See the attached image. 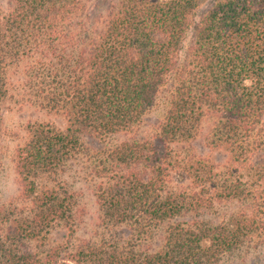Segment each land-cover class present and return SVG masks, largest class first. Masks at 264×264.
Wrapping results in <instances>:
<instances>
[{
    "label": "trees",
    "instance_id": "1",
    "mask_svg": "<svg viewBox=\"0 0 264 264\" xmlns=\"http://www.w3.org/2000/svg\"><path fill=\"white\" fill-rule=\"evenodd\" d=\"M204 2H0V155L13 104L64 120L24 127L0 264H228L264 246V0Z\"/></svg>",
    "mask_w": 264,
    "mask_h": 264
},
{
    "label": "rangeland",
    "instance_id": "2",
    "mask_svg": "<svg viewBox=\"0 0 264 264\" xmlns=\"http://www.w3.org/2000/svg\"><path fill=\"white\" fill-rule=\"evenodd\" d=\"M212 0H205L204 4L201 5L199 13L204 11ZM5 6L7 0H0ZM192 30L188 33L181 51V58H184L186 50L189 47L193 34ZM157 110L151 111L146 116L145 125L149 127L156 123L159 118ZM30 120H50L54 121L57 125L63 127L64 120L60 117L48 116L45 113L35 110V108L29 105L20 106L12 105L11 108L5 111L4 114V127L7 132L5 140L2 143V154L1 157V168H0V199L4 200L12 196L17 190V175L15 172V165L13 156L15 148L18 143L22 141L24 137V127ZM200 143V142H199ZM199 150L210 154L212 158L217 161L223 160L225 155L218 151H210L203 146H198ZM77 191L81 194V204L86 209L85 211V226H90L96 221L97 216V205L93 196V189L90 183H86L83 179L76 180ZM83 230V228H82ZM228 264H264V246L256 247L253 250L245 252L241 255L236 254L230 260Z\"/></svg>",
    "mask_w": 264,
    "mask_h": 264
}]
</instances>
